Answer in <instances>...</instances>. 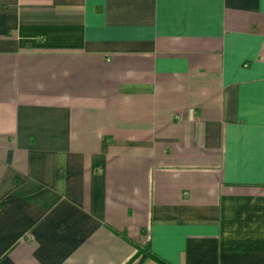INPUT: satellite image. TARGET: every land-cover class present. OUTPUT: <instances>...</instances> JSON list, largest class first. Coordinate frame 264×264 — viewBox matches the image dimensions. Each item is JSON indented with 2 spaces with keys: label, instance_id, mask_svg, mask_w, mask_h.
Listing matches in <instances>:
<instances>
[{
  "label": "crops",
  "instance_id": "obj_1",
  "mask_svg": "<svg viewBox=\"0 0 264 264\" xmlns=\"http://www.w3.org/2000/svg\"><path fill=\"white\" fill-rule=\"evenodd\" d=\"M0 264H264V0H0Z\"/></svg>",
  "mask_w": 264,
  "mask_h": 264
}]
</instances>
